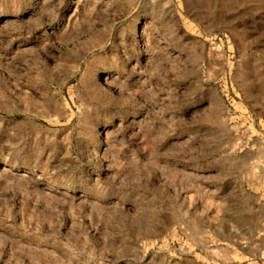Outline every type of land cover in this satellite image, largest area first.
I'll list each match as a JSON object with an SVG mask.
<instances>
[{
    "label": "rangeland",
    "instance_id": "1",
    "mask_svg": "<svg viewBox=\"0 0 264 264\" xmlns=\"http://www.w3.org/2000/svg\"><path fill=\"white\" fill-rule=\"evenodd\" d=\"M0 264H264V0H0Z\"/></svg>",
    "mask_w": 264,
    "mask_h": 264
}]
</instances>
